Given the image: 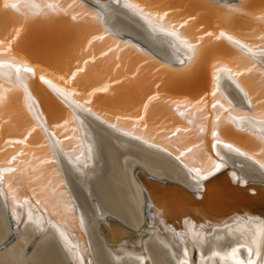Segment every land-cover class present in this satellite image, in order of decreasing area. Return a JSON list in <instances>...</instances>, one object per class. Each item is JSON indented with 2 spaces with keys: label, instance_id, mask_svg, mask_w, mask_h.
Here are the masks:
<instances>
[{
  "label": "bare ground",
  "instance_id": "1",
  "mask_svg": "<svg viewBox=\"0 0 264 264\" xmlns=\"http://www.w3.org/2000/svg\"><path fill=\"white\" fill-rule=\"evenodd\" d=\"M262 46L264 0H2L0 264H264Z\"/></svg>",
  "mask_w": 264,
  "mask_h": 264
},
{
  "label": "snow or ice",
  "instance_id": "2",
  "mask_svg": "<svg viewBox=\"0 0 264 264\" xmlns=\"http://www.w3.org/2000/svg\"><path fill=\"white\" fill-rule=\"evenodd\" d=\"M13 7H15V5H13ZM49 7H51V5H49ZM75 18L76 17H73V19H75ZM164 19L165 18L163 16L159 17V20H164ZM159 20H158V22H159ZM161 27L169 28L172 32H174L177 36H179L182 39L183 43L188 45L190 51H192L194 53V55H195V51H196L195 46L193 44H191L187 39L182 38L181 35H180V32L177 31V28H175L174 26H170L167 23L161 24ZM180 27H183V25H181ZM217 38L218 39L219 38H223L225 40H228L233 45H236L237 47H239L241 49L248 47L246 44L241 43L239 40L235 39L234 37H232L231 35H229V34H227L225 32H220L219 36ZM98 39H103V37H98ZM114 44L117 47H122L123 46L118 41H114ZM262 49H264V46H262ZM193 58H190L191 62L193 61ZM3 59L4 58L2 56H0V62H2ZM181 63L183 64V61ZM20 70L21 69L19 67L16 68L17 72H19ZM80 71H83V68H81ZM23 72L31 73V72H33V69L31 67H29L27 64H24L23 65ZM77 74L78 73H74L72 79H75V75H77ZM236 75L239 76V75H241V73L236 72ZM28 78L29 77H27V76L25 77L26 80ZM40 79L43 80V82L45 84H47L50 88H52L54 91H61V92L64 91L63 89L58 88L57 85L53 84V82L51 80H49L47 78H44L43 76H41ZM13 86L18 88L19 87V81L14 83ZM2 88H3V84L0 83V89H2ZM24 91L27 93L28 92V88L25 87ZM99 91H104V92L108 91V86L105 85V87L102 88V89H99ZM211 95L213 97H216V92L213 91L211 93ZM156 99H157L156 96H152L150 98L148 103L145 104V107H144V111L145 112L148 110L149 104L152 101L156 100ZM28 101L35 102L34 99H33V96L31 94H29L27 96V98H26L27 107H28L29 111H31V105L28 103ZM2 102H3V97L0 96V103H2ZM218 102H219L218 100H213V102L210 105H208V107H210L212 110H215V117H214L215 121L216 122H221V113L217 110V103ZM203 106H204V101L202 100L199 104H197L195 106V109L199 110ZM224 112H226V113H228V112L234 113V115L232 116V120L228 121V122L231 123L232 121H236L237 122L236 126L239 127L238 118L243 117L245 114L241 113V112H238L235 109H231L230 106H228V105L224 106ZM179 114H180V116H184L185 115V113L183 111H181ZM210 115H211V113H209L207 111L202 112L201 113V120L202 121L207 120ZM136 120L137 121H141V123L139 124V127H144V125L142 123V121H143V117L142 116L138 117ZM188 123L191 124L192 120L189 119ZM218 125H219L218 123H212V125H211V127H212L211 135L213 136V138H215L216 142H223V141H221L220 137L217 135V132L215 130L218 127ZM38 127H40V126L38 125ZM61 127H63V126H61ZM176 131H179V129L173 130L171 132V135H174ZM185 131H187V129ZM198 131L203 133L205 131V127H203V126L199 127ZM9 143L10 144H13V143L23 144V143H26V141L23 140V139H20V140H17V141H9ZM224 143H225V147H233V145H231L230 143H227V142H224ZM185 147H186V151L191 153V152H193V148H197L198 149L200 147V145H199V143H193L192 145H190V146L186 145ZM234 150H237V149L234 148ZM245 154L246 153L241 152V155H245ZM182 156H184V151L178 152V158L182 157ZM200 159H201V165L199 167L194 168L193 170L198 172V173H201V179H204V180L210 179L212 176L216 175L220 171V169L223 167V165L220 162L216 161L214 157L209 156L207 154L202 153ZM10 160L17 162V164L20 163L19 157L15 153L10 157ZM25 162H27V157H25ZM41 162L42 161H39V160L36 161L37 164H39ZM262 166H264V162H262ZM15 170H16V165H11L7 169V171H9V172H12V171H15ZM3 179H4L3 175L0 174V180H3ZM36 179L41 185H43L45 183L44 180L40 179V172L39 171H37V173H36ZM33 191L35 192L36 189L33 188ZM37 199H39V197H37ZM25 202H27V201H25Z\"/></svg>",
  "mask_w": 264,
  "mask_h": 264
},
{
  "label": "water",
  "instance_id": "3",
  "mask_svg": "<svg viewBox=\"0 0 264 264\" xmlns=\"http://www.w3.org/2000/svg\"><path fill=\"white\" fill-rule=\"evenodd\" d=\"M1 2H2V0L0 1V6H1ZM6 9H8V8H6ZM220 41L222 40V39H219ZM218 40V41H219ZM96 41V40H95ZM94 41V42H95ZM124 42V41H123ZM19 44V43H18ZM92 44V43H91ZM19 46V45H18ZM233 51H235V50H233ZM35 64V63H34ZM4 85H6L5 83H3V86ZM180 97H186V96H188V95H179ZM178 96V97H179ZM60 103V102H59ZM232 131H233V133H234V135H236L237 136V138H238V142H237V144L239 145V146H241V147H245V148H247V147H249V145H250V143L251 142H255V144L257 143V144H259V142L261 143V141L259 140V139H257L256 137L254 138V135L253 134H251V133H249V132H246V131H240V130H238V129H236V128H232L231 129ZM218 179H220V177H215L214 179H213V182H219L218 181Z\"/></svg>",
  "mask_w": 264,
  "mask_h": 264
}]
</instances>
